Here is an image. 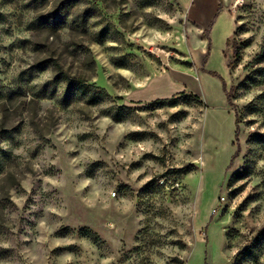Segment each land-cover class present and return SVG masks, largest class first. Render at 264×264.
<instances>
[{"label": "rangeland", "instance_id": "rangeland-1", "mask_svg": "<svg viewBox=\"0 0 264 264\" xmlns=\"http://www.w3.org/2000/svg\"><path fill=\"white\" fill-rule=\"evenodd\" d=\"M230 10L227 144L178 0H0V264H264V0Z\"/></svg>", "mask_w": 264, "mask_h": 264}, {"label": "crops", "instance_id": "crops-1", "mask_svg": "<svg viewBox=\"0 0 264 264\" xmlns=\"http://www.w3.org/2000/svg\"><path fill=\"white\" fill-rule=\"evenodd\" d=\"M189 21L199 33L195 42L189 45L192 59V71L183 75L181 86L196 95L202 96L206 105V128L209 121H226L229 134L222 142L229 143L235 138L236 120L227 111L228 93L223 87L229 76V64L226 53L237 31V25L230 10V0H178ZM216 73L217 75H213ZM186 79V80H184ZM223 79V80H222ZM167 87L158 92L159 96L169 97L180 88ZM158 96V95H155ZM146 98H138L137 101ZM214 131V130H213Z\"/></svg>", "mask_w": 264, "mask_h": 264}, {"label": "trees", "instance_id": "trees-1", "mask_svg": "<svg viewBox=\"0 0 264 264\" xmlns=\"http://www.w3.org/2000/svg\"><path fill=\"white\" fill-rule=\"evenodd\" d=\"M228 47H230V48H232V49H237L238 48V45H237V43L235 42V43H233V45H232V43H231V41H228ZM213 75H217L216 73H212ZM223 80V79H222ZM223 83H224V87L226 88V82L223 80ZM228 95V101H229V104H230V102H231V99H230V95L229 94H227ZM177 95H174L173 96V98H174V100L176 101L177 100ZM167 100H169V99H167ZM235 137L238 139V137H239V119H236V135H235ZM238 153H239V151H237L234 155H233V158H232V160H234L235 159V157L238 155Z\"/></svg>", "mask_w": 264, "mask_h": 264}, {"label": "bare ground", "instance_id": "bare-ground-1", "mask_svg": "<svg viewBox=\"0 0 264 264\" xmlns=\"http://www.w3.org/2000/svg\"><path fill=\"white\" fill-rule=\"evenodd\" d=\"M220 131H221V132H220V134H219V138H220V140H221V142H222L224 139H226L227 134H224V133H223V129H221Z\"/></svg>", "mask_w": 264, "mask_h": 264}]
</instances>
